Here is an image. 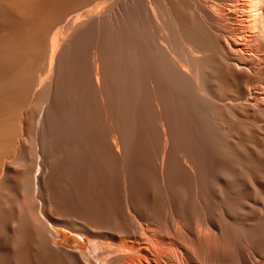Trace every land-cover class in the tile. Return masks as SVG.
<instances>
[{
  "label": "bare ground",
  "instance_id": "1",
  "mask_svg": "<svg viewBox=\"0 0 264 264\" xmlns=\"http://www.w3.org/2000/svg\"><path fill=\"white\" fill-rule=\"evenodd\" d=\"M0 264H264V0H0Z\"/></svg>",
  "mask_w": 264,
  "mask_h": 264
},
{
  "label": "rangeland",
  "instance_id": "2",
  "mask_svg": "<svg viewBox=\"0 0 264 264\" xmlns=\"http://www.w3.org/2000/svg\"><path fill=\"white\" fill-rule=\"evenodd\" d=\"M61 231L63 233L62 240H63L64 244L66 245V247L76 248L77 247L76 246L77 245V240L83 242L82 237L77 236V235L73 234L72 232H70L68 230L61 229ZM86 244L87 243H86V240H85L83 248H85Z\"/></svg>",
  "mask_w": 264,
  "mask_h": 264
}]
</instances>
